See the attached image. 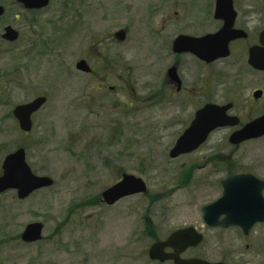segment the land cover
<instances>
[{
    "label": "rangeland",
    "instance_id": "rangeland-1",
    "mask_svg": "<svg viewBox=\"0 0 264 264\" xmlns=\"http://www.w3.org/2000/svg\"><path fill=\"white\" fill-rule=\"evenodd\" d=\"M236 1L238 6L259 3ZM214 4L51 0L46 10L25 13L14 0L1 3L6 13L0 25V174L5 156L25 147L33 173L51 177L55 184L25 200L12 191L0 194V264H156L148 257L150 245L189 226L205 238L187 255L264 264V225L245 236L237 227L210 229L202 222V208L222 196L221 182L229 170L257 171L264 179V138L233 145L228 142L230 131L221 130L199 151L169 157L206 101L180 110L177 104L183 100L168 91L164 103L161 90L169 66L165 47L177 34L201 31L197 16L202 8L207 10L208 24ZM194 5L199 13L196 8L190 12ZM19 13L25 26L39 24V34L34 40L25 34L7 43L1 38L3 27L18 25ZM81 59L96 72L76 70ZM186 60L188 68L202 71L194 59ZM238 60L212 66V73L223 72L230 85L224 90L215 81L209 101L227 104L229 96L227 102L236 103L234 113L250 118L258 115L250 97L264 88V73L240 74L249 68ZM42 95L48 103L34 116L33 131L24 134L12 110ZM119 127L123 135L116 139ZM182 173L190 177L184 188L178 184ZM123 174L146 181L154 202L133 196L112 206L103 203L102 192ZM35 222L44 226L42 241L24 243L25 227Z\"/></svg>",
    "mask_w": 264,
    "mask_h": 264
},
{
    "label": "water",
    "instance_id": "water-1",
    "mask_svg": "<svg viewBox=\"0 0 264 264\" xmlns=\"http://www.w3.org/2000/svg\"><path fill=\"white\" fill-rule=\"evenodd\" d=\"M1 1V0H0ZM25 8L41 9L48 5L49 0H18ZM4 8L0 7V16ZM237 17L233 0H216L215 18L225 22L223 28L211 35L202 38L180 36L175 42L178 52L190 51L198 58L207 62L227 58L230 55V43L240 38V31L233 29ZM4 38L9 41L18 39V32L13 28H6ZM261 47H254L250 51L249 64L258 70L264 71V32L261 36ZM183 46V48H181ZM77 68L86 73L91 68L86 61L77 64ZM170 76L176 79L175 70L169 71ZM261 92L255 93L259 97ZM46 96H39L33 101L16 107L14 115L23 132L33 129L32 117L47 104ZM233 104H208L200 109L191 125L177 140L170 151V157L175 159L181 155L190 154L200 148L209 138L210 134L218 128L235 127L240 124L238 117L229 116L228 111ZM264 136V115L245 125L243 129L232 134L231 144L239 145L244 141ZM3 174L0 176V193L16 190L18 198L25 200L34 192L54 185V180L48 176L35 175L26 161L24 149L8 155L3 162ZM223 195L213 204L202 209L203 222L209 228L240 227L248 235L257 223H264V181L253 175L230 176L222 182ZM147 192V184L142 178L125 174L123 180L102 193L103 200L113 205L119 200ZM221 217H223L221 219ZM44 226L35 222L29 224L22 234L25 242H37L43 238ZM204 236L194 227L174 232L166 241L153 244L149 255L151 260L166 262L172 260L174 264H226L223 262H208L203 259H182L181 254L188 248L197 247L203 242ZM171 248L176 253H166Z\"/></svg>",
    "mask_w": 264,
    "mask_h": 264
},
{
    "label": "flooded vegetation",
    "instance_id": "flooded-vegetation-1",
    "mask_svg": "<svg viewBox=\"0 0 264 264\" xmlns=\"http://www.w3.org/2000/svg\"><path fill=\"white\" fill-rule=\"evenodd\" d=\"M213 1L215 3L214 7H213V18H211V21H209L208 24H206L204 22V19H206V18L208 19V17L211 16V14L207 10L202 8L201 9V11H202L201 17L197 16V19H200V21H201L200 23L197 22V27L201 26V31L199 29V31L197 33H192V34L185 33V34H179V35L177 34V35H175L174 39L172 40V44L170 46L168 45L167 47H165L166 48L165 49L166 54L168 55V56H166L165 62H167L169 66L167 67V73H166L165 80H164V86H162L161 94L162 95L164 94V97H163L164 103L169 101L166 99L167 97H169L168 93H167L168 91L175 93L177 96H180L181 100H183L182 102L177 104L178 105L177 109H180V110H182V107H184V105H186L187 107H189V106L198 107L197 103H199L200 99H201V102L206 101L205 104L201 108H203L206 104H209V102H210L209 100L212 99V95L214 93L213 83L215 81H217V83H221L223 86H225L224 90L229 88V87L226 88V85H228V86L230 85V78L226 74H224L222 72L220 75L215 76L214 72L212 73V66L218 61H222V60H226V59H235L238 57V59H239L238 62H240V63L246 62L247 68H249V71L244 70V72H240V74H245L246 72H248V73L251 72V73H255V74L264 73L263 71L258 70L249 64L251 49H253L254 47H261L262 46L261 36L264 32V1L263 0H259V3L257 5H244V6H240V5L238 6V2L236 0H233L234 8L237 12L236 22H235L233 29H235L236 31H240L241 36H240V38L235 39L230 43V45H229L230 55L228 58L218 59L214 62H207L205 60L198 58L195 54H193L190 51H183L182 50L181 52H178L177 50H175V47H174L175 42L180 36H190V37H194V38H202V37H205L207 35L215 34L223 28L225 22L223 20H218L215 18L216 0H213ZM50 2H51V0H50ZM14 3L16 5H18L20 7V9H22L21 12H25V13L41 12V11L46 10L50 6L49 5L48 7L37 9L34 11H28V10H25L23 8V6L17 2V0H14ZM195 3L196 2H194V4ZM195 8L197 9V13H199L198 12L199 6H197V5H194V8L190 9L191 10L190 12L195 13L196 12V10L194 11ZM177 10H178V8H177ZM177 10H176L175 14L179 15V12ZM5 13H6V9H5V12L3 13V15L0 17V25L3 21ZM166 17H168V16L166 13H164V17H163L165 19L164 23H166ZM22 18H23V15L21 13H19V14L15 15V20H16V22H18V25H16V26L7 25V26L3 27V33L1 35V38L4 41H6L7 43L9 42L4 38L5 29L8 26L13 27L18 32V36H19L18 41L22 37H24L25 34H27V38L29 37L30 40L36 39V37L39 34L38 33L39 24L36 21H34V22H31V25L29 27L25 26V22L22 23ZM199 32H203V33H199ZM115 37H116V35H115ZM9 43H11V42H9ZM181 48H183V46H181ZM186 59H194L196 61V65H199V67L202 68V71H198L197 69H193V68H191V66L188 68V62ZM85 60H87V59H85ZM171 69L175 70L176 79H173L172 77H170L169 71ZM257 92H261V95L256 98L255 93H257ZM228 97L229 96L226 97L225 103H230V101L227 102ZM250 100L253 101L252 102L253 106L254 105L257 106L256 113H258V115H255V116L250 117V118L249 117L244 118L241 115H236L234 113L235 109H236V103L231 102L233 104V108L228 112V114L232 115V116H237L240 119V126L235 128V129H227L230 131L229 137L235 131L242 129L246 124H249V123L253 122L255 119L264 115V112L260 113L261 107H262V109H264V88H259V89L255 90L253 92V94L251 95ZM222 104H224V103H222ZM258 106H261V107L258 108ZM201 108H199V109H201ZM198 110H196V112ZM231 113H234V114H231ZM11 117L13 119H15L13 116V110L11 113ZM15 122L17 123L16 119H15ZM263 138H264V136L261 138L249 140L247 142L260 141ZM247 142H244L243 144H245ZM243 144H240V146ZM237 148H238V146L236 147V149ZM256 172L257 171H252L249 169L229 170L227 172V176L225 177V179L230 177V176L251 174V175L255 176L256 178L264 180L262 177L258 176L256 174ZM12 192H14L16 194L15 191H12ZM261 225H264V224H257V225H255L254 229L258 228ZM254 229L252 231H254ZM250 234H252V232H250ZM250 234L245 235V236H249ZM21 239H22V237H21ZM166 239H163V240H166ZM160 241H162V240H160ZM155 242H157V241H155ZM155 242H153V243H155ZM190 250H192V249H188L187 251L182 253L181 257L186 258V259L197 258L196 256L193 257V256L187 255V253ZM166 252L167 253H173L174 251L172 249H166ZM155 263L156 264H174L172 261H168L165 263H159V262H155ZM228 264H231V263H228Z\"/></svg>",
    "mask_w": 264,
    "mask_h": 264
},
{
    "label": "trees",
    "instance_id": "trees-1",
    "mask_svg": "<svg viewBox=\"0 0 264 264\" xmlns=\"http://www.w3.org/2000/svg\"><path fill=\"white\" fill-rule=\"evenodd\" d=\"M115 130L117 131V137H116V139H121V137H122L123 134H122V132L120 130V127L118 129H115ZM188 172L189 171H187V174H188ZM189 180H190V177H187V176L185 177L184 173H182V175H181V177L179 179L178 184L180 185L181 188H184V187H186L188 185Z\"/></svg>",
    "mask_w": 264,
    "mask_h": 264
}]
</instances>
